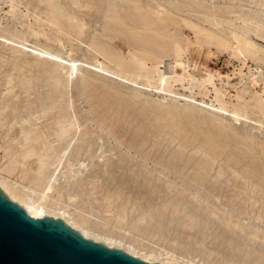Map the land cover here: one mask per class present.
Listing matches in <instances>:
<instances>
[{"label":"rangeland","instance_id":"rangeland-1","mask_svg":"<svg viewBox=\"0 0 264 264\" xmlns=\"http://www.w3.org/2000/svg\"><path fill=\"white\" fill-rule=\"evenodd\" d=\"M257 70L264 0H0V182L149 260L264 264Z\"/></svg>","mask_w":264,"mask_h":264},{"label":"water","instance_id":"water-1","mask_svg":"<svg viewBox=\"0 0 264 264\" xmlns=\"http://www.w3.org/2000/svg\"><path fill=\"white\" fill-rule=\"evenodd\" d=\"M0 264H162L83 235L60 216H32L0 187Z\"/></svg>","mask_w":264,"mask_h":264},{"label":"bare ground","instance_id":"bare-ground-1","mask_svg":"<svg viewBox=\"0 0 264 264\" xmlns=\"http://www.w3.org/2000/svg\"><path fill=\"white\" fill-rule=\"evenodd\" d=\"M30 47V46H29ZM31 50H34V51H36V52H38V53H41V54H44L45 56H48L49 58L51 57L52 59H59V60H61L63 63H68L69 64V66H70V75L71 74H74L75 72H76V69H77V61L76 60H70V61H68V60H66L65 58H63L62 56H60V55H58V54H56V53H52V52H50V51H48V50H46V49H42L41 47L40 48H37V47H31L30 48ZM240 52V51H239ZM252 52V51H251ZM66 60V61H65ZM67 64V65H68ZM176 64H178V65H181V63L180 62H176ZM102 70H104L105 72H107V73H109V74H114V75H116L114 72H112L111 70H107V69H103V68H101ZM258 71V70H257ZM256 71V72H257ZM258 73V75H256V76H254V79L255 78H257V80H254V83L256 82L257 83V81L258 80H262L264 77H263V75H262V73H261V71H258L257 72ZM160 74V73H159ZM118 76H120L119 74H117ZM121 78L123 77V78H125L123 75L122 76H120ZM168 77H171V73H168V72H162L160 75H159V80L162 82V84H164L166 81H167V78ZM259 78V79H258ZM253 79V78H252ZM260 80V81H261ZM263 82V81H262ZM255 83V84H256ZM258 84V83H257ZM149 86V85H148ZM161 89H163V88H161ZM161 91V90H160ZM217 93V92H216ZM217 97V96H216ZM258 102V101H257ZM201 104H204V106H206L207 108H209V109H212V110H215V111H219V112H221L222 114H224V115H228V116H230L233 120H235V121H239V120H241L242 118H243V116H241L237 111H233V110H228L227 108H225V107H221V106H215L214 104H211V103H204V102H202ZM70 125V124H69ZM72 126V125H71ZM0 186L4 189V191L5 192H7L8 194H9V190L5 187V185L3 186V184L0 182ZM7 194V195H8ZM11 196V198L12 199H15V197L13 196V195H11V194H9V197ZM15 200H17V199H15ZM19 203L27 210V212L30 214V215H32V216H40V215H42V214H45L44 213V211L42 210V208L38 205V206H35V205H32V204H29V203H27L26 201H24V200H22V201H19ZM53 216H56V215H53ZM60 217H62V216H60ZM63 219H64V217H62ZM66 222H68L70 225H72L67 219H64ZM73 226V225H72ZM82 234L83 235H85V236H88V235H86L85 233H83L82 232ZM109 245V244H108ZM129 252V251H128ZM133 254V253H132ZM135 255V254H134ZM138 256V255H137ZM140 257V256H139ZM141 258H143V259H145V260H149V259H147V258H145V257H141ZM163 264V263H162Z\"/></svg>","mask_w":264,"mask_h":264}]
</instances>
